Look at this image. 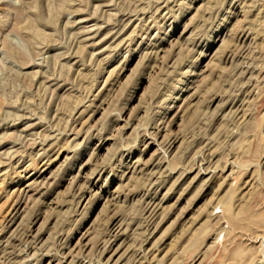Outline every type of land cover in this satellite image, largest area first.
Segmentation results:
<instances>
[{"label": "rangeland", "instance_id": "rangeland-1", "mask_svg": "<svg viewBox=\"0 0 264 264\" xmlns=\"http://www.w3.org/2000/svg\"><path fill=\"white\" fill-rule=\"evenodd\" d=\"M0 264H264V0H0Z\"/></svg>", "mask_w": 264, "mask_h": 264}]
</instances>
